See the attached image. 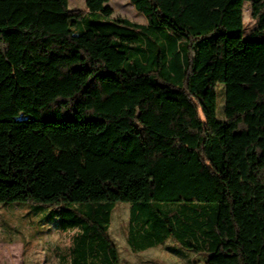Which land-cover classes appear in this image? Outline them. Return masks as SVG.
<instances>
[{"label":"trees","instance_id":"16d2710c","mask_svg":"<svg viewBox=\"0 0 264 264\" xmlns=\"http://www.w3.org/2000/svg\"><path fill=\"white\" fill-rule=\"evenodd\" d=\"M109 2L0 0V203L58 215L59 264H122L123 203L133 253L264 264V0Z\"/></svg>","mask_w":264,"mask_h":264},{"label":"rangeland","instance_id":"374dc122","mask_svg":"<svg viewBox=\"0 0 264 264\" xmlns=\"http://www.w3.org/2000/svg\"><path fill=\"white\" fill-rule=\"evenodd\" d=\"M85 0H70L71 9H83ZM114 17H125L132 22L145 24L146 19L138 13L129 0H110ZM245 5L244 21L253 23ZM224 86H220L223 89ZM224 112V100L218 99V113ZM30 202L0 203V264H59V256L68 255L74 246V236L69 229H58L60 218L50 215V208L38 215ZM74 206L78 204H73ZM130 205L115 207L111 216L110 235L118 246L122 264H192L169 253L165 246L133 253L127 244ZM167 246H173L170 242ZM188 254V253H187ZM186 254V255H187ZM193 264H204L199 256L188 255Z\"/></svg>","mask_w":264,"mask_h":264},{"label":"crops","instance_id":"0c3cea01","mask_svg":"<svg viewBox=\"0 0 264 264\" xmlns=\"http://www.w3.org/2000/svg\"><path fill=\"white\" fill-rule=\"evenodd\" d=\"M179 260L181 259V258H178ZM187 262H189L190 261V259L188 258V256L186 255V259H185Z\"/></svg>","mask_w":264,"mask_h":264}]
</instances>
